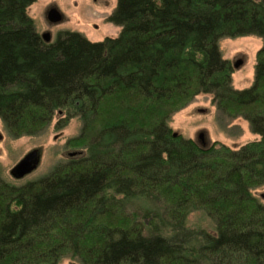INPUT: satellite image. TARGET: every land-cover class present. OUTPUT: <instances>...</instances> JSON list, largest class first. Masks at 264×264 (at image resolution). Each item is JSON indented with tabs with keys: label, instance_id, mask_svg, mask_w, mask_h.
<instances>
[{
	"label": "trees",
	"instance_id": "1",
	"mask_svg": "<svg viewBox=\"0 0 264 264\" xmlns=\"http://www.w3.org/2000/svg\"><path fill=\"white\" fill-rule=\"evenodd\" d=\"M34 1L0 0V120L34 136L61 111L55 126L77 117L69 143L85 151L22 183L0 170V264H264V0H117V36L49 42ZM250 34L254 80L237 89L218 41ZM205 93L259 138L174 135L171 116ZM196 210L212 231L187 226Z\"/></svg>",
	"mask_w": 264,
	"mask_h": 264
},
{
	"label": "rangeland",
	"instance_id": "2",
	"mask_svg": "<svg viewBox=\"0 0 264 264\" xmlns=\"http://www.w3.org/2000/svg\"><path fill=\"white\" fill-rule=\"evenodd\" d=\"M117 0H36L28 7L39 33L50 31L55 38L58 31L74 30L93 41H101L106 36L115 37L120 26L108 21V16L116 6ZM57 7L63 14V20L49 23L46 11ZM222 57L233 63L241 60L238 67H233L231 83L234 88L249 87L254 80L257 51L262 46V38L257 35L222 37L218 41ZM55 115L49 126L34 136L11 137L0 120V170L3 177L14 183H22L47 173L58 161L65 160L70 152L85 151L80 145H71L69 140L75 138L81 129V121L71 118L63 127H56L58 117ZM169 125L176 134L198 140L201 145L214 141L237 148L246 142L256 140L259 135L252 132L249 123L242 117L230 118L219 113L211 102L210 94H198L183 109L171 116ZM199 132L204 133V142L198 139ZM74 146V147H73ZM40 153L39 164L35 170L23 178H14L10 169L30 150ZM263 194L264 187L254 190ZM135 206V205H133ZM187 226L212 231L210 219L201 211L191 212L187 217ZM59 264H80L76 258L66 256Z\"/></svg>",
	"mask_w": 264,
	"mask_h": 264
},
{
	"label": "water",
	"instance_id": "3",
	"mask_svg": "<svg viewBox=\"0 0 264 264\" xmlns=\"http://www.w3.org/2000/svg\"><path fill=\"white\" fill-rule=\"evenodd\" d=\"M46 18L49 23H58L63 20L62 12L55 6L50 7L46 12ZM42 39L46 42H49L52 38L50 31H44L40 33ZM241 64V60H237L233 63V67H238ZM61 113V111H59ZM176 135V133H173ZM198 139L205 144L204 142V133L199 132L197 135ZM70 155H74L75 152H70ZM40 153L38 150L32 149L28 153H26L11 169L10 174L14 178H23L27 174H30L39 164Z\"/></svg>",
	"mask_w": 264,
	"mask_h": 264
},
{
	"label": "flooded vegetation",
	"instance_id": "4",
	"mask_svg": "<svg viewBox=\"0 0 264 264\" xmlns=\"http://www.w3.org/2000/svg\"><path fill=\"white\" fill-rule=\"evenodd\" d=\"M94 2H98V0H93ZM49 9V8H48ZM47 12V11H46ZM47 19V18H46ZM48 21V20H47ZM49 22V21H48Z\"/></svg>",
	"mask_w": 264,
	"mask_h": 264
}]
</instances>
